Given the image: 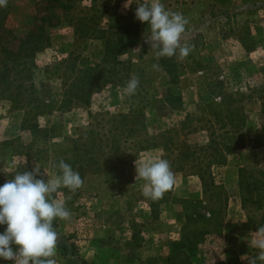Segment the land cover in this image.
Wrapping results in <instances>:
<instances>
[{
	"label": "rangeland",
	"instance_id": "1",
	"mask_svg": "<svg viewBox=\"0 0 264 264\" xmlns=\"http://www.w3.org/2000/svg\"><path fill=\"white\" fill-rule=\"evenodd\" d=\"M69 1L67 12L54 8L50 16L59 23L45 25L48 40L27 74L6 62L4 49L16 50L20 34L47 13L46 0H7L0 6V17L8 15L0 24V186L36 163L44 179L59 173L54 165L60 160L79 173L82 187L54 194L71 213L68 220H54L57 264H209L223 259L224 250L249 264L259 253L253 242L264 239L255 224L262 210L255 204L243 208L239 181L245 182L244 193L264 195V0H161L188 20L181 42L196 44L204 65L194 72L178 54L157 58L144 43L149 26L135 18V10L151 0H128L127 8V0ZM71 18H82L88 32L79 31ZM131 29L138 34L125 36ZM109 41L127 50L104 55ZM92 64L98 84L90 103L59 107L73 70ZM132 74L139 77L134 97L122 92ZM108 78L113 82L106 84ZM9 83L16 101L8 98ZM136 104L143 106L140 121H121L117 113ZM235 140L243 147L229 152L220 146L223 162L209 168L228 195L221 232L199 240L196 257L185 249L173 251L185 200L203 196L197 168L178 152L193 150L197 157L200 146ZM147 156L168 160L176 177L157 200L142 195L144 181L136 178L134 162ZM241 165L249 167L242 174ZM5 228L0 225V233ZM0 264L11 263L0 259Z\"/></svg>",
	"mask_w": 264,
	"mask_h": 264
},
{
	"label": "clouds",
	"instance_id": "2",
	"mask_svg": "<svg viewBox=\"0 0 264 264\" xmlns=\"http://www.w3.org/2000/svg\"><path fill=\"white\" fill-rule=\"evenodd\" d=\"M6 2L0 0V6H5ZM129 5L127 0L124 7ZM135 18L148 24L149 34L144 37V43L154 50L157 58H171L178 54L183 59L192 51V46L181 42L188 20L180 12L167 10L161 0L137 5ZM153 68L158 69L159 65H153ZM138 87L139 77L132 74L122 92L132 96ZM134 163L136 178L144 181L141 186L144 197L157 200L174 187L176 177L168 160L147 156ZM54 167L59 173L53 178H42L45 173H41V166L36 163L31 171L17 172L0 186V225H6L0 233V259L13 264H57L54 257L59 235L53 221L68 220L71 213L65 202L54 198V194L62 187L75 191L82 187L83 180L63 160ZM256 232L264 234V226L257 228ZM253 246L259 249V253L248 258L249 264L264 261V239L254 241Z\"/></svg>",
	"mask_w": 264,
	"mask_h": 264
},
{
	"label": "trees",
	"instance_id": "3",
	"mask_svg": "<svg viewBox=\"0 0 264 264\" xmlns=\"http://www.w3.org/2000/svg\"><path fill=\"white\" fill-rule=\"evenodd\" d=\"M73 6L69 0H46L45 9L47 13L38 17L39 23L34 25L33 28L26 29L23 31L18 37V45L16 50L4 49V55L6 56V62L8 60L11 62H15L18 65H21V69L23 72L27 74L28 70H30V66L34 64V60L38 51H40L45 42L48 40L46 26H54L56 23H59L57 20L53 23L52 17L50 16L52 12L55 11V7L60 8L67 12V9ZM94 7V4H91V8ZM56 8V9H57ZM7 12L0 17V24H2V20L4 21L7 18ZM66 20V19H65ZM73 19H69L71 22ZM82 22V18H74L73 25H77L79 31L84 30V34L88 32L89 27H87ZM136 35V31L131 29L126 32L125 36H129L130 34ZM91 34H95L94 29ZM138 34V33H137ZM122 37V35H121ZM120 37V41H121ZM111 41H109L110 43ZM192 51L190 54L183 58L184 62L190 72H194L203 68V63L198 56L197 53V45L192 44ZM127 50V47L124 46L121 42H111V44L107 43V46L104 48V55L117 57ZM119 64H122L120 62ZM97 64H92L85 66L84 68H76L72 72V81L67 84V89L64 94V99L61 101L59 107L67 106L69 104L80 103L81 105H88L90 103V98L92 93L94 92V88L98 84V79L95 77V73L97 72ZM114 69H112L113 71ZM118 71V70H117ZM100 72L98 71V74ZM27 76V75H26ZM25 74L23 78L26 77ZM7 82V81H6ZM106 84L112 83V79L108 78L105 80ZM10 83L6 86L7 91L9 92V97L12 96V93L9 91ZM22 87V84L19 85ZM22 95L19 93V96ZM18 96V93L15 95ZM23 97V95H22ZM134 97V95H133ZM13 101H16V97L10 98ZM45 105H43L44 107ZM28 110L26 113L29 114ZM37 114L43 113L42 111H37ZM120 117L121 121H127V119L131 120L132 124L139 122L140 116L143 114V106L140 104L131 105L126 113H117ZM33 116V115H32ZM140 117V118H139ZM26 123V118L23 121V126ZM131 129L126 132H130ZM226 131L230 134L233 132V128L228 127ZM89 132L93 135L94 130H89ZM122 134V133H121ZM131 135V134H130ZM132 136V135H131ZM164 150H168L169 146L172 144V139L167 140L165 143ZM242 141H228L226 143H213L205 144L203 147L200 146L198 148L197 157L194 156L196 152L192 151H180L178 155L183 159H189L194 163V167L197 168V176L201 182L202 187V199L197 201H188L185 200L184 204V222L181 225L180 237L178 240L173 241L171 243L172 250L177 251L180 249H185L190 257H196L197 253L200 250L199 240H204L206 237L211 235H218L221 232L223 218L225 215V208L228 203V195L225 190L224 185L221 182H216L212 172H210L209 168L213 164H221L222 155L219 151V147L223 146L227 151H233L234 149H238L243 147ZM142 148H145L146 145H142ZM210 147V148H209ZM206 149H210V153L206 151ZM203 151V153H201ZM193 156V157H192ZM202 156V157H201ZM88 158H92L88 156ZM118 161L110 162L108 172H110V167L114 166ZM249 167L242 166L240 167V173H244L248 170ZM245 182L242 179L239 181V186L241 189V203L243 208L248 209L252 204H255L256 209L262 210L260 219L258 222L255 221V224L261 227L264 225V195L259 194L256 198L249 193H244L246 188H244L243 184ZM254 207V210H256ZM56 224L53 221V227L55 228ZM66 249V248H65ZM224 257L221 260L211 262L209 264H240L238 256L234 250H224ZM193 264H206L203 261H195Z\"/></svg>",
	"mask_w": 264,
	"mask_h": 264
},
{
	"label": "built area",
	"instance_id": "4",
	"mask_svg": "<svg viewBox=\"0 0 264 264\" xmlns=\"http://www.w3.org/2000/svg\"><path fill=\"white\" fill-rule=\"evenodd\" d=\"M10 263H11V264H13V262H12V261H10Z\"/></svg>",
	"mask_w": 264,
	"mask_h": 264
}]
</instances>
